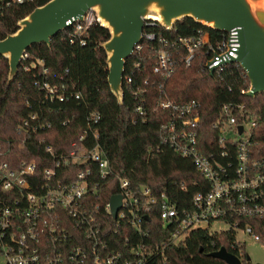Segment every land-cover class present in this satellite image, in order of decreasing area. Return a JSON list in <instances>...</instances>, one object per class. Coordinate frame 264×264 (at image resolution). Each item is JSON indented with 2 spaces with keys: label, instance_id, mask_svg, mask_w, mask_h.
Wrapping results in <instances>:
<instances>
[{
  "label": "built area",
  "instance_id": "built-area-1",
  "mask_svg": "<svg viewBox=\"0 0 264 264\" xmlns=\"http://www.w3.org/2000/svg\"><path fill=\"white\" fill-rule=\"evenodd\" d=\"M23 1L15 0L17 4ZM93 24L98 21L88 12L83 22L70 21L67 28L73 27V34L80 38ZM159 26L157 20L147 17L144 29L150 30L143 33L142 39L154 42L151 28ZM239 30L233 28L214 39L203 30L191 37L159 39L161 49L153 73L168 79L177 64L174 54L181 50L185 68L201 53L204 71L220 72L227 61L237 58ZM139 48L138 44L134 50ZM27 58L24 54L21 62ZM23 70L31 69L23 66ZM124 80L132 83L131 77ZM36 86L51 105L80 96H67L64 88L47 82H38ZM248 91L249 88L242 93ZM140 94L139 89L134 90L136 112L143 116ZM156 104L172 118L163 127L162 144L190 160L202 179L201 191L192 195L190 207L179 210L165 193L155 194L147 186L134 187L127 178L113 174L98 143L95 126L99 113L88 115L85 131L68 145L59 141L56 147L49 143L53 125L43 122V115L32 113L15 127L16 148L26 151L29 141L36 140L33 149L42 148L44 153L40 178L35 177L39 167L36 159L14 164L3 161L15 145L0 141V264H154L164 262L165 250L181 243L196 229L230 234V246L240 255L245 239L260 242L249 222L264 220V155L253 147L252 134L257 123L251 120L245 105L224 106L220 119L206 129L209 137L203 139L197 101L178 105L160 98ZM67 124L68 121L60 123L61 127ZM104 185L112 186L117 191L115 196L121 198L115 219L111 198L105 203L97 201L101 200L98 195ZM177 189L186 191L187 186L180 184ZM153 211L158 214L165 240L151 238L144 227ZM109 219L113 222L112 234L104 232ZM215 223H223L227 229L212 231ZM131 229L132 234H121Z\"/></svg>",
  "mask_w": 264,
  "mask_h": 264
},
{
  "label": "trees",
  "instance_id": "trees-1",
  "mask_svg": "<svg viewBox=\"0 0 264 264\" xmlns=\"http://www.w3.org/2000/svg\"><path fill=\"white\" fill-rule=\"evenodd\" d=\"M48 1L24 0L17 4L15 0H0V41L17 31L18 21ZM151 29L156 40L150 42L143 38L139 43L140 48L134 50L126 60L123 77H131L132 83L123 81L121 104H118L107 84L106 55L100 46L110 35L99 24L88 27L80 34V38L73 34L74 28L69 27L53 37L50 46H31L25 53L28 58L20 63L17 75L11 82H8V62L0 56V141L15 145L3 161L14 164L21 160L36 159L39 167L35 177L40 178V162L44 158L42 148L35 151L33 144L37 145V142L32 139L26 151L18 150L15 127L30 114L38 113L43 115V122L53 125L49 143L54 147L59 141L68 145L78 133L85 131L88 115L97 112L100 115L99 123L95 126L99 135L98 143L110 162L113 174L127 178L134 187L147 186L155 194L165 193L179 210L188 209L192 195L201 191L199 185L202 179L190 160L162 144L163 127L172 118L168 111L156 106L160 98L178 105L197 101L200 104L199 126L204 129L203 139L209 137L206 129L220 119L224 106L244 104L251 120L257 123L252 134L253 147L264 155V94L249 98L242 93L248 90L249 82L239 65H227L210 76L204 71L201 53H197L190 66L185 68L182 63L184 51L181 50L174 54L177 64L168 79L164 80L153 73L161 49L159 39L191 37L197 30L208 32L213 39L221 37L222 33L207 29L190 18L177 21L170 32L160 26ZM149 30L144 29L143 33ZM37 62H41L42 66ZM23 66L31 70L26 72ZM61 76L63 80H59ZM38 82L64 88L67 96L69 93H79L80 96L78 99L68 97L63 103L51 105L44 101L43 93L36 86ZM135 89L141 93L138 100L142 99L143 102V116L136 112ZM63 121H68L66 127H61ZM32 180L29 179L30 183ZM192 182L196 185L193 186ZM180 184L187 186L186 191L177 189ZM116 193L112 186L104 185L98 195L101 200L97 201L108 202ZM108 223L104 232L112 234L113 222L109 219ZM249 223L259 235L260 243L264 244V220ZM144 227L151 238L166 239V235L160 232L156 211L148 215ZM133 232L131 229L121 234ZM231 241L230 234L196 229L189 232L181 243L165 250L164 262L155 261L154 264H225L209 256L221 248L239 258L241 264H250L244 252L240 255L238 250L231 248Z\"/></svg>",
  "mask_w": 264,
  "mask_h": 264
},
{
  "label": "water",
  "instance_id": "water-1",
  "mask_svg": "<svg viewBox=\"0 0 264 264\" xmlns=\"http://www.w3.org/2000/svg\"><path fill=\"white\" fill-rule=\"evenodd\" d=\"M88 12L95 14L98 24L110 35L100 47L106 55L107 84L118 104L123 101L126 60L140 43L148 16H157L159 25L169 32L183 18L221 33L239 28L237 58L227 64L239 65L246 75V97L264 94V0H50L18 21L17 31L0 41V56L9 66L8 82L16 77L31 46H50L51 39L66 29L70 21L83 22ZM209 75H213V70ZM120 200L119 196L110 200L114 219ZM209 256L225 264H241L225 248Z\"/></svg>",
  "mask_w": 264,
  "mask_h": 264
},
{
  "label": "rangeland",
  "instance_id": "rangeland-1",
  "mask_svg": "<svg viewBox=\"0 0 264 264\" xmlns=\"http://www.w3.org/2000/svg\"><path fill=\"white\" fill-rule=\"evenodd\" d=\"M93 15L95 16L94 13ZM226 229L227 227L223 223H215L211 226L212 231ZM244 242V253L249 258L250 264H264V244L250 239H245Z\"/></svg>",
  "mask_w": 264,
  "mask_h": 264
},
{
  "label": "bare ground",
  "instance_id": "bare-ground-1",
  "mask_svg": "<svg viewBox=\"0 0 264 264\" xmlns=\"http://www.w3.org/2000/svg\"><path fill=\"white\" fill-rule=\"evenodd\" d=\"M148 17H150V19H155V20L158 21V17L157 16H148Z\"/></svg>",
  "mask_w": 264,
  "mask_h": 264
}]
</instances>
